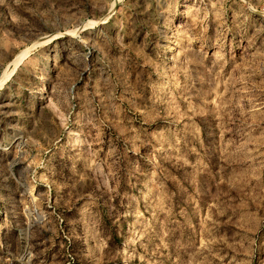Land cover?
I'll return each instance as SVG.
<instances>
[{
    "label": "rangeland",
    "instance_id": "rangeland-1",
    "mask_svg": "<svg viewBox=\"0 0 264 264\" xmlns=\"http://www.w3.org/2000/svg\"><path fill=\"white\" fill-rule=\"evenodd\" d=\"M5 70L0 264H264V0H0Z\"/></svg>",
    "mask_w": 264,
    "mask_h": 264
},
{
    "label": "bare ground",
    "instance_id": "bare-ground-1",
    "mask_svg": "<svg viewBox=\"0 0 264 264\" xmlns=\"http://www.w3.org/2000/svg\"><path fill=\"white\" fill-rule=\"evenodd\" d=\"M22 57H23V55L18 56V57H16L15 59H13V60L8 64L7 67H11V68H12L11 72L14 71V69L17 67V65H18L19 62L21 61ZM9 73H10V72H9ZM11 74H12V73H11ZM11 74H10V75H11ZM8 77H9V74H8L7 71L5 70V71L2 73V76H1V78H0V87H1L2 84L7 80Z\"/></svg>",
    "mask_w": 264,
    "mask_h": 264
}]
</instances>
